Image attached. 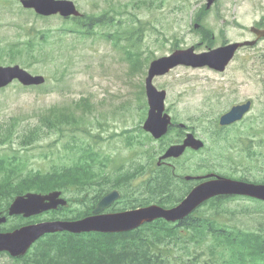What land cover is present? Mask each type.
<instances>
[{
	"label": "rangeland",
	"instance_id": "rangeland-1",
	"mask_svg": "<svg viewBox=\"0 0 264 264\" xmlns=\"http://www.w3.org/2000/svg\"><path fill=\"white\" fill-rule=\"evenodd\" d=\"M72 1L85 15L98 16L104 12L106 7L112 5L123 16L115 17L113 22H108L113 25L110 28L93 29L97 32L94 37L82 39L75 35L65 36L63 44L58 42L55 45L58 62L45 65H29V58L26 54L19 55L16 61H13L6 50L7 46L9 43L24 39V30L20 27L21 25L24 26L23 28L30 27L33 18L29 11L21 7L20 0H2L0 3V66L23 65L34 75H44L48 79L47 89L52 86L58 87L50 94H41L34 90L20 92L13 86L16 83L12 84L5 93H0V124L9 121L11 117L19 116L21 122L16 126L14 134H18L21 138L28 135L33 126L39 125L36 116L38 112H46L53 106L72 105L75 101L84 98L89 99L95 109L93 115L85 114L81 110L88 121L85 128L89 131H84V128L76 130L74 127H69L67 130L73 129L76 132L74 134L65 133V137L59 131L44 133L43 135H46L42 136L41 140L32 147L28 146L27 150H22L21 155L29 159L23 173L27 175L36 171L48 172L53 166L70 164L73 156L68 151V145L73 139L92 143V139L86 135L95 134L105 139V141L96 140L99 142L97 147L99 152L105 156L109 154L112 156L111 159H114L107 168L101 166L106 174L112 176V172L118 167L123 173L130 174L141 169L142 173H136L129 183L128 196L133 199L131 193L137 190L141 196V187L151 176L159 172L157 160L162 150L175 144L181 136L172 132L164 136L161 141L153 142L145 134L143 122L146 120L149 108L147 97L143 96L142 89L145 88L146 72L133 74V68L129 62L125 64L121 62V58L127 57L126 51L121 50L120 52L115 47V43L118 44V42L105 39L103 34H115L116 31L127 32L128 29L142 28V51L144 58L147 59L168 55L176 43L180 49L196 45L199 46V52H204L206 46H200L197 35L192 31L194 29L192 21L207 0ZM219 2L221 4L218 7L220 13L230 14L226 17L227 19H240L248 26L257 22L264 13V0H219ZM226 4L228 12L223 10ZM234 4H238V12L235 15L233 14ZM140 21L144 23V27H141ZM37 23L38 28L58 30L64 24V20L56 17L48 22L38 21ZM125 44L128 43L125 41L120 45ZM61 75L63 77L57 82L56 80ZM233 77H237V83L240 85L227 86L226 80ZM142 80H144L143 83ZM139 85L142 89L141 87L139 89ZM154 85L159 90L167 92V113L174 116L178 122L195 128L201 136L200 139L205 140L209 146L207 152L187 153L184 157L171 159L170 165H166L168 171L172 173V175L169 174L174 183L181 185V189L177 188L178 196H182L183 192L187 194L194 185V183L180 179L186 175L202 176L208 172H215L233 177H246L253 182H261L264 179V130L255 136H250L251 133H249L252 119L258 118L264 111V85H260L258 81L253 84L246 83L240 74H236V70L230 71L225 78H222L208 70L184 67H179L168 75L156 78ZM256 97L259 103H257L253 117L240 125L241 138L238 137L236 131H228L219 136L216 117L229 109L231 105ZM210 121L213 124L211 123V127L205 131L204 124ZM254 126L263 129L264 122L256 121ZM124 130L128 131L127 136L132 137L128 141H126V136H123ZM246 140L251 142L246 143ZM14 142L17 148L20 140L17 138ZM128 142H131V145ZM251 144L254 145V150L248 149L251 153L246 152L247 146ZM35 146L37 147L34 148ZM151 148L157 154L154 160L151 156ZM220 148H224V151L223 149L220 151ZM6 149L8 145L0 146V155ZM238 151H242L243 154H239ZM251 154L254 155L249 157ZM96 170L100 172V169L96 168ZM97 179H99L97 180L98 186L104 184L105 188L110 189L111 185H107L103 178ZM68 195L74 200L76 206L82 205L83 211L86 212L88 210L85 208L90 205L95 196V187L92 184L81 189L74 188L69 190ZM15 196H10V200L12 201ZM153 197L150 198L151 201ZM226 200L220 208L216 207L214 201L209 202L197 210V213L203 216L211 215V218L218 224L249 226L264 234L263 204L240 199ZM125 202L126 199L116 208H127ZM21 223V219H15L16 225ZM200 250L207 251V246L193 248L191 252L199 254L200 261H211V254L207 251L208 256ZM181 253L185 259L188 258V254L183 251Z\"/></svg>",
	"mask_w": 264,
	"mask_h": 264
},
{
	"label": "trees",
	"instance_id": "trees-1",
	"mask_svg": "<svg viewBox=\"0 0 264 264\" xmlns=\"http://www.w3.org/2000/svg\"><path fill=\"white\" fill-rule=\"evenodd\" d=\"M30 13L33 18L32 25L26 26V28H23L22 25L20 27L24 30V39L9 43L6 50L13 61H16L19 55L26 54L29 58V65H45L50 62H58L55 45L58 42L63 44L66 34H74L80 38L88 39L96 35L93 29L108 28L110 24L106 18L113 19L111 14H115V8L110 6L104 10L102 15L98 16L85 15L82 18H73L72 24L67 21L58 30L38 28V21L48 22L52 18L40 17L32 11ZM140 24L141 27H144V23ZM134 34L133 29H128L127 32H116L112 35L118 41L121 37L126 38L130 46V44L135 45ZM140 34H142V30L137 32V35ZM208 41H211L210 38ZM141 47L142 45L139 46V49ZM135 58L138 64L135 63ZM152 59L154 58H144L142 51L135 55L130 54L128 61L133 68L132 73L139 72L144 63L148 64ZM62 77L63 75L58 80L60 81ZM58 80L56 81L59 82ZM14 86L20 92L42 89L40 87L27 88L18 83ZM6 91L7 89H3L0 90V93ZM81 110L85 114L92 115L95 109L89 99L85 98L78 102L75 101L72 105L53 106L46 112H38L36 116L39 125L33 126V129L29 130V134L21 137L22 139L18 134H14L16 126L21 122L19 116L11 117L9 121L0 124V146L8 145V151L6 149V152L0 155V195L10 197L30 191L46 193L57 189L69 192L74 188H84L91 181L101 177L107 185H111L110 189L123 191L125 189L127 208L147 206L154 201H157L159 205L164 204L163 206L166 204L175 206L183 199L177 195V186L171 178L170 174L172 175V173L170 170L168 171V168H160L158 173L146 181L142 189L147 193L143 195V198H136L131 193L133 199H130L128 196L130 187L127 183L138 172L123 173L118 167L112 172V176L106 174L105 169L101 166L107 168L114 159L101 156L102 154L97 152L99 151L97 149L99 142L96 139L99 136L93 137V145H85V142L73 139L67 147L70 154L74 156L70 164L53 166L48 172L36 171L25 175L23 170L29 163V159L21 155V151L27 150L28 146L32 147L41 140L42 136L52 131H59L63 135L65 133L74 134L76 130L83 128L84 131H89L85 128L88 121ZM69 127H74L76 130H67ZM44 133L46 134L43 135ZM17 138L20 142L16 148L14 140ZM129 138L127 137V139ZM102 140L105 141V139ZM128 144L131 145V142ZM93 147H96L97 151L93 150ZM96 168L100 169V172ZM254 182L264 183V179L261 182ZM151 197H153L152 201ZM226 199L229 198L215 199L216 207L220 208L227 201ZM2 201L8 203V201ZM211 217V215L203 216L194 213L182 220L178 226L164 220H157L151 224L143 225L137 231L128 233L92 234L68 242L59 241L57 238L45 241L39 246L38 252H44L43 257L45 258L86 259L95 261L93 264H264V241H261L258 235L244 234L235 238L225 230L219 229L220 227H216L215 221ZM63 218H68V215L64 214ZM211 237L214 240H211ZM202 246H207V251L211 254V261H200V255L191 252L193 248ZM182 251L188 254L187 259L182 256ZM207 251L204 250L206 255H208Z\"/></svg>",
	"mask_w": 264,
	"mask_h": 264
},
{
	"label": "water",
	"instance_id": "water-1",
	"mask_svg": "<svg viewBox=\"0 0 264 264\" xmlns=\"http://www.w3.org/2000/svg\"><path fill=\"white\" fill-rule=\"evenodd\" d=\"M215 0H208V6ZM26 9H34L41 16H53L60 14L62 17L76 16L77 11L73 2L69 0H22ZM259 36H264V32ZM245 44H234L223 49H217L203 54H195L194 50L179 52L171 57H165L151 64L147 78V95L150 111L144 129L159 139L168 132L170 117L163 116L165 109L166 92H159L152 84L155 76L163 75L179 64L204 67L210 66L217 70H223L232 59L235 51ZM18 80L24 86L41 85L45 82L42 76H32L19 66L0 67V88L7 87L13 81ZM249 103L244 106L234 107L221 119L222 125H227L242 119L248 111ZM203 143L189 135L184 145L172 146L162 159L177 158L183 155L187 147L199 149ZM189 179V178H188ZM218 195H240L257 198L264 201V185L236 181L228 178L217 177L203 183L193 189L190 194L176 207L165 209L157 205L136 209L124 213L97 215L75 222H47L30 225L10 233L0 234V251H8L14 256L23 255L40 237L47 233L69 231L82 232H126L138 228L144 222L165 218L169 221L184 219L205 201ZM119 198L117 191L105 196L98 204L95 214L107 209ZM59 206H67V201L61 198V192H51L46 195L29 193L15 199L10 208V215L24 214L26 217L40 214L45 211L57 209ZM5 218L0 219V223Z\"/></svg>",
	"mask_w": 264,
	"mask_h": 264
},
{
	"label": "flooded vegetation",
	"instance_id": "flooded-vegetation-1",
	"mask_svg": "<svg viewBox=\"0 0 264 264\" xmlns=\"http://www.w3.org/2000/svg\"><path fill=\"white\" fill-rule=\"evenodd\" d=\"M237 5L234 4V9H233V14H237ZM221 6V4L216 3L211 9H207L206 6L202 5L201 10L202 11V16L199 19L200 25L199 29L201 31V44L205 47L206 51L210 50L211 48L207 47V39H211L213 42L216 43V47H225L230 44H235V43H246V42H254L253 45L251 46H244L239 48L237 51H235L232 59L229 61L228 65L225 66L224 71H216L211 68L205 67V70H208L212 72L215 75L221 76L222 78H225V76L230 72V71H235L236 74L242 77V79L245 80L246 83L248 84H253L255 81H258L260 85H264V37H259L258 32L264 30V26L257 24V22L251 24L250 26H247V24H243L240 19H234V20H229L226 17H228L230 14L229 13H220V10L218 7ZM227 4L223 6V10L225 12H228V9L226 8ZM206 10V11H205ZM218 17H221V19H218ZM264 19V16H261L259 20ZM258 20V21H259ZM219 24V25H218ZM219 42V45H218ZM218 45V46H217ZM183 67V66H182ZM187 68V67H184ZM189 69H194V68H189ZM237 77H233L231 79L226 80V85H233L236 86L237 83ZM240 85V84H239ZM249 102V107L247 113H245V116L243 119L237 123L228 125V126H221L220 121L224 115H226L232 108L237 107V106H243L246 103ZM257 103H259L258 98H248L246 100L240 101L238 103H235L229 107L225 112L221 113L218 117H216L215 121L217 123V130L221 134H225L226 132L232 130L236 131L238 134V137L241 138L242 132L239 130L240 125L245 122L247 119L252 118L257 106ZM173 117V125L172 129L173 132L177 134V136H181V138L176 142L182 143L185 139V137L189 134L192 133L195 135L196 138L200 139L201 136L197 133L196 129L193 127H190L187 124H182L178 122L174 116ZM256 121H261L264 122V111L260 113L258 118H253L251 121V126H250V131L249 133L250 136H255L257 134H260L263 129H259L258 127H255L254 124ZM211 122H205V131H208V129L211 127ZM258 128V129H257ZM201 140V139H200ZM158 141V140H156ZM205 141V140H203ZM250 140H246V143H248ZM155 142V140L153 141ZM206 142V141H205ZM251 142V141H250ZM207 143V142H206ZM151 148V152H153ZM248 149H253L254 150V145L251 144L247 146L246 152L251 153L250 150ZM167 149H165L166 151ZM205 148L203 149V151ZM165 151L163 153H165ZM189 153H200L199 152H194L190 149L187 150ZM237 152V151H235ZM239 154H243L242 151H238ZM163 155V154H162ZM162 155H159L158 160H157V165L158 167L170 165L169 160L168 161H160L159 159L161 158ZM254 154L249 155V157H252ZM152 158H154L153 153H151ZM208 176H221L219 173H205L202 176H196L192 177V179L187 180L188 182L194 183V185L191 187L198 186L201 183H204L208 180H213L215 177H208ZM222 177V176H221ZM225 178H233L237 181H243V182H253L248 180L246 177H229V176H224ZM257 183V182H254ZM93 186L95 187V196L92 199V202L94 204L93 208L89 207L90 213L87 212L86 216H92L94 213V209L96 208V205L98 202L108 193H110L112 190L105 188V186H98L97 185V179L92 181ZM114 190V189H113ZM101 196V197H100ZM237 200H248L251 202L257 201L254 198H250L247 196H239L236 195L235 197ZM260 202V201H259ZM263 203V202H262ZM119 204V201L115 202L108 210L104 211L103 214H117L122 212V210L117 209V205ZM59 210V209H58ZM57 210V211H58ZM9 210L4 209L3 207H0V216L5 217V221L0 223V233H8L12 232L18 228H21L23 226L15 228V219L14 216H9L8 214ZM78 213H76L77 215ZM84 216V217H86ZM81 219V218H79ZM78 220V219H74ZM43 221H48V219H41L38 220L34 223H40ZM31 220L29 219H24L22 220L23 225H28ZM235 231L238 233L240 231L248 232L249 226L245 227L243 225L239 226H234ZM62 235L68 236L67 238H75L79 239L82 234H70V233H54V234H46L43 237H41L33 246L23 255H18L14 256L11 253L7 251H0V264H93L95 261L93 260H86V259H60V258H45L43 257L44 252H38L39 246L42 245L43 242L48 241V240H54L55 238L61 237Z\"/></svg>",
	"mask_w": 264,
	"mask_h": 264
}]
</instances>
